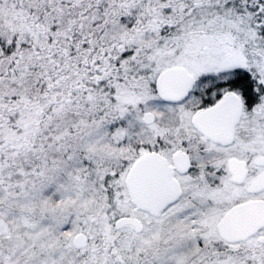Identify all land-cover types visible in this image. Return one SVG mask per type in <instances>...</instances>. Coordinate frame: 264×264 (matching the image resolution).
I'll use <instances>...</instances> for the list:
<instances>
[{
    "label": "snow or ice",
    "instance_id": "snow-or-ice-1",
    "mask_svg": "<svg viewBox=\"0 0 264 264\" xmlns=\"http://www.w3.org/2000/svg\"><path fill=\"white\" fill-rule=\"evenodd\" d=\"M0 264H264V0H0Z\"/></svg>",
    "mask_w": 264,
    "mask_h": 264
}]
</instances>
